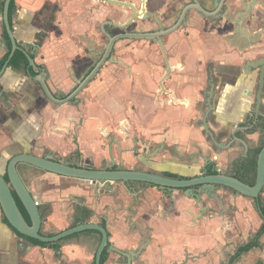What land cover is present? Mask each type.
Returning a JSON list of instances; mask_svg holds the SVG:
<instances>
[{"label":"crops","instance_id":"0c3cea01","mask_svg":"<svg viewBox=\"0 0 264 264\" xmlns=\"http://www.w3.org/2000/svg\"><path fill=\"white\" fill-rule=\"evenodd\" d=\"M55 1L60 4L56 11ZM244 1L249 0H229L228 41L226 30L209 38L201 27L178 29L167 37L172 71L166 78L160 50L140 41L131 44L135 52H118L123 63L105 66L70 103L50 101L34 78L37 72L8 67L0 76V161L21 152L52 151L84 166L181 176L203 171L202 151L213 152L218 169L254 180L257 154L264 146V98L256 102L264 64V0L242 19ZM5 2L0 0V63L8 54ZM90 3L11 0L15 35L36 49L35 61L46 66L47 83L58 98L70 95L84 78L83 62L96 61L84 48L87 42L89 47L94 43L93 49L100 43L99 28L107 17L122 20L111 7L91 8ZM45 21L54 27L35 48L31 43ZM210 64L220 89L211 101L215 122H208L213 131H226L220 141L229 145L217 151L203 126ZM156 147L159 153L150 157ZM18 170L39 206L44 234L79 223L107 228L111 249L104 264H264V190L256 201L218 187L221 202L204 195L210 211L202 216L200 204L184 190L114 182L99 194L87 180L25 163ZM100 240L97 232L88 231L58 244H39L18 233L0 206V264H95ZM251 242L256 245L235 258Z\"/></svg>","mask_w":264,"mask_h":264},{"label":"water","instance_id":"95a60500","mask_svg":"<svg viewBox=\"0 0 264 264\" xmlns=\"http://www.w3.org/2000/svg\"><path fill=\"white\" fill-rule=\"evenodd\" d=\"M114 5L121 6L123 8H129L132 10L131 17L125 23H116L113 22L115 28L126 29L129 27L137 18H145L147 14L145 9L139 11L137 7L128 1L124 0H105ZM224 2V0H222ZM10 3L11 0H6L5 8L3 12L4 25L12 42V50L10 57L14 55L17 50H24L23 41L17 39L14 29L10 21ZM242 4L246 6L244 9L242 19L249 17L253 11L255 5H260L258 0H249L244 1ZM222 5V4H221ZM202 8V7H201ZM221 8V7H220ZM220 12V9L217 11V14ZM220 21V17H218ZM230 21V17H229ZM238 22V21H237ZM179 23L173 27L155 33H143V32H127L115 35L110 40V44L105 56L98 62L94 69L83 79L80 80L75 89L70 93V95L64 98H58L50 89L47 80L46 72L36 71L38 75L35 78L36 81L41 85L44 95L52 102L57 104H64L73 102L76 96L82 92L87 85L97 76L101 67L104 65L114 43L120 38H129V39H151L157 36H165L172 34L173 32L179 29ZM240 27L241 22H238ZM238 27V30L240 28ZM48 30L41 31L38 37V41L35 42V45L41 46L44 42V39L47 37ZM240 32V31H239ZM159 45L165 55L167 70L165 78L171 73V65L167 60V52L165 46L162 42V39H158ZM26 53V51H25ZM30 65L36 67L31 56L28 55ZM262 71L258 79V91L256 93V102L259 103L261 99L264 98V64L262 65ZM8 67V62L4 66V69L1 71L0 76ZM214 71L210 67L209 69V87L204 96L205 104L209 107V110L205 111V116L203 119L204 126V135L207 137L208 142H212L214 151L222 149L223 147H229L228 144H224L220 139L225 135L226 131L220 130L219 132L213 131L208 120L214 121L212 110L214 104L211 102L212 99L216 96L218 90L220 89L219 80L214 76ZM163 82H161V87L163 89ZM255 112H257L255 110ZM215 122V121H214ZM234 136L235 132L232 134ZM160 147V146H159ZM156 147L155 150L151 151L150 157H153L159 153L160 149ZM209 154H203L202 151L199 152L200 157H204L206 166L203 171L196 174H187L181 176L170 177L165 172L155 171V170H146L143 168L140 169H125L122 166L112 168L110 166H103L101 168H95L93 166H84L80 162L69 161L67 159L59 158L54 152L47 151L42 155H36L33 153L21 152L15 154L5 161H0V206L3 211V214L9 224L22 236L26 238H31L36 241H40L46 244H58L59 242L74 236L79 233L93 231L97 232L100 237V243L95 256V264H102V258L104 252L111 249L109 243V232L107 228L103 225L97 223H79L73 227H70L66 230H63L54 235H46L42 232V223L43 218L39 209V206L29 190L27 184L21 177L18 166L20 163H25L32 165L39 169H42L47 172H51L60 176L72 177L83 179L91 182L97 189L99 194L106 192V190L111 189L114 182H123V183H133V182H142L146 184H151L158 186L163 191H173L174 189L184 190L186 195L193 197L202 207L201 213L202 216L210 211L205 207L202 197L207 195L211 198L217 199L219 202V196L216 191L218 187L229 188L240 195L253 198L258 201L261 193L264 190V146L261 148L257 156V166H256V177L253 184L240 178L237 172L229 173L227 171L217 170L216 167H213L212 173H210L207 166L214 164L211 157L213 152H208ZM196 156L192 155L188 159H194ZM195 171V170H194ZM15 194L19 198L21 204H19ZM188 258V257H187ZM181 264H185L183 261Z\"/></svg>","mask_w":264,"mask_h":264},{"label":"flooded vegetation","instance_id":"af4514ba","mask_svg":"<svg viewBox=\"0 0 264 264\" xmlns=\"http://www.w3.org/2000/svg\"><path fill=\"white\" fill-rule=\"evenodd\" d=\"M92 3H90V6L92 8L93 5L97 4L101 7H107L113 9L115 12H126V15L122 17L121 21L116 20V18L107 17V20L103 25L99 28L101 36L99 38V44L96 45V48L93 49L92 46H88L89 43L87 42L86 48H84V52L87 55H93L97 58L96 61L93 60H87L83 62L82 65H84L83 71H86V75L84 78L94 69V67L98 64L99 61L105 56L111 38H113L115 35L127 33V32H143V33H155V32H161L164 30H167L171 27H173L176 24L179 25V29L186 28V27H201L202 31L210 38L213 37L215 34H217L220 29L226 30L225 32V40H229V0H155L156 5L152 6L151 3L153 0H124L133 3L139 11L142 9H145V12L147 14V17L145 18H137L129 27L126 29H119L115 28L113 25V22L116 23H125L132 15V10L129 8H123L118 5H114L110 2H107L105 0H90ZM222 4V5H221ZM58 1L53 2V10L56 11L59 7ZM202 7V8H201ZM221 7V8H220ZM220 9V12L217 14V11ZM54 12V11H53ZM52 13V12H51ZM120 13V15H121ZM52 17V14H50ZM117 17V16H116ZM218 17H220V21L218 20ZM46 25L44 27H40V29L35 33L34 35V42L31 44L35 46V48H39L40 46L35 45V42L38 41V37L41 31H45L47 29L49 32L52 27H54L53 23H50L48 21H45ZM12 25V23H11ZM228 30V32H227ZM4 31L7 32L6 27L4 26ZM8 34V32H7ZM173 34V33H172ZM172 34H168L165 36H157L155 38H149V39H129V38H120L118 39L114 45L112 46V49L104 63V65L101 67L100 70H102L105 66L110 64H117L123 61L121 60V55L118 53L119 50H121L123 47H129L131 44L135 41L140 42H149V44L156 45V47L160 50L163 57L165 58V55L159 45L158 39H162V42L165 46V50L167 52L166 44L167 43V37H169ZM187 34V33H186ZM9 36V35H8ZM10 38V37H9ZM46 39V38H45ZM44 39V41H45ZM91 40V39H90ZM6 41V39H5ZM24 45V44H23ZM33 46V47H34ZM23 51L28 59V55L31 56L33 59L36 67H32L30 65V61L28 59L27 64H23L21 68L18 69H24L30 72H36V71H43L47 72V68L44 64L37 63L36 60V49L33 50V48H28V46L24 45ZM8 49V58L6 60V63L8 62V67H13L10 62L13 58L10 57V53L12 50V46L9 47L7 45ZM16 53V52H15ZM14 53V54H15ZM168 54V53H167ZM5 63V65H6ZM79 64V63H78ZM4 65V66H5ZM81 65V63L79 64ZM90 66V67H89ZM7 67V68H8ZM125 67H127L125 65ZM208 72L210 67L212 68L211 64L208 65ZM6 68V69H7ZM15 68V67H13ZM88 68V69H87ZM164 68L167 69L166 62L164 60ZM17 69V68H15ZM100 72V71H99ZM83 78V79H84ZM82 79V80H83ZM93 81V80H92ZM229 148V147H227ZM210 167V168H209ZM213 167H216L217 170L218 167L216 164H211V166H207V168L210 170L213 169ZM223 171V170H221ZM229 172V171H227ZM18 202L20 201L17 195L15 194Z\"/></svg>","mask_w":264,"mask_h":264},{"label":"trees","instance_id":"16d2710c","mask_svg":"<svg viewBox=\"0 0 264 264\" xmlns=\"http://www.w3.org/2000/svg\"><path fill=\"white\" fill-rule=\"evenodd\" d=\"M9 14H10V21H11V23H12V14H13V12H12V7L10 8ZM4 37H5L6 41H7V45H8L9 47H11V46H12V42H11V40H10V38H9V36H8V34H7L6 31H4ZM7 58H8V55H6V56L4 57V59L1 61V63H0V72H1V70L3 69V67H4V65H5V63H6ZM27 63H28V59H27L25 53H24L22 50H17L16 53L14 54V56H13L11 62H10V64H11L13 67L17 68V69H18V68H21V66H22L23 64H27ZM34 74H35V73L33 72V75H34ZM259 152H260V151H259ZM259 152H258V153H259ZM257 156H258V154H257ZM255 164H256V166H257V160H256V163H255ZM256 166H255V168H256ZM113 168H116V167H113ZM246 169H247V170H245V173H246V171L248 172V170H249L248 168H246ZM210 173H212V170H210ZM167 175H169L170 177H175V175H173V174H167ZM241 179H242V178H241ZM243 180H244V179H243ZM245 181H247V182L253 184L254 181H255V179L252 180V181H250V180H245ZM19 204H21L20 201H19ZM21 207H22L23 211H25V209L23 208L22 204H21ZM261 232H262V231H261ZM30 239H31V238H30ZM31 240H33V239H31ZM33 241H34V242H37V243H39V244L47 245L46 243H43V242H40V241H36V240H33ZM255 245H256V242H251V243H248V244L244 245L243 247H241V248L238 250L237 254L235 255V258H238L242 253H244V252L250 250V249L253 248ZM106 252H107V251H106ZM106 252H104V255H103V258H102V264H104V260H105Z\"/></svg>","mask_w":264,"mask_h":264},{"label":"rangeland","instance_id":"374dc122","mask_svg":"<svg viewBox=\"0 0 264 264\" xmlns=\"http://www.w3.org/2000/svg\"><path fill=\"white\" fill-rule=\"evenodd\" d=\"M118 13V14H117ZM121 13V12H120ZM120 13L119 12H116V16L117 17H120V18H122V17H124L125 15H126V12H122L121 13V15H120ZM137 50V48H131V46H129V47H123L121 50H119L118 52L119 53H126V54H129V53H133V52H135ZM139 50V49H138ZM139 52H144V51H139Z\"/></svg>","mask_w":264,"mask_h":264},{"label":"built area","instance_id":"2783aa9c","mask_svg":"<svg viewBox=\"0 0 264 264\" xmlns=\"http://www.w3.org/2000/svg\"><path fill=\"white\" fill-rule=\"evenodd\" d=\"M92 184V183H91Z\"/></svg>","mask_w":264,"mask_h":264}]
</instances>
